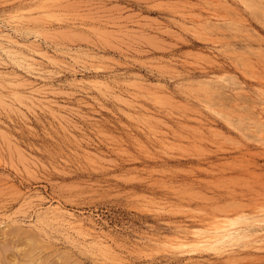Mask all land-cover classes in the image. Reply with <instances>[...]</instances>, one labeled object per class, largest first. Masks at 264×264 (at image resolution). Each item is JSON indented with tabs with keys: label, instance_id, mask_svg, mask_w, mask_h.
I'll list each match as a JSON object with an SVG mask.
<instances>
[{
	"label": "rangeland",
	"instance_id": "374dc122",
	"mask_svg": "<svg viewBox=\"0 0 264 264\" xmlns=\"http://www.w3.org/2000/svg\"><path fill=\"white\" fill-rule=\"evenodd\" d=\"M28 250L264 264V0H0V264Z\"/></svg>",
	"mask_w": 264,
	"mask_h": 264
},
{
	"label": "bare ground",
	"instance_id": "6f19581e",
	"mask_svg": "<svg viewBox=\"0 0 264 264\" xmlns=\"http://www.w3.org/2000/svg\"><path fill=\"white\" fill-rule=\"evenodd\" d=\"M153 92V91H152ZM212 223V222H211ZM246 228V227H245ZM238 230V229H237ZM186 233V232H185ZM212 234L211 236H209L208 238H212V240L208 241L207 239L204 241H199V243H205L207 245H211L212 248L217 247V245L219 244H223L225 242H228L234 238H239L242 237V234L244 236L243 231H235V230H231L230 228H227L225 226H223L222 224H219L216 222V225L214 226V229L212 230ZM208 235H210L208 233ZM262 235V234H261ZM200 236V235H199ZM205 236V235H204ZM203 236V237H204ZM202 237V236H201ZM258 237V236H257ZM182 238V237H180ZM196 238V237H195ZM200 239V237H199ZM25 240V239H24ZM191 240V239H190ZM193 240V239H192ZM168 241V240H167ZM171 242V244L176 245V246H180L185 244L184 240H173V242L170 240L169 243ZM189 242V241H188ZM193 242V241H192ZM36 245V244H35ZM12 246V245H11ZM24 250V249H22ZM19 253V252H18ZM25 254H23L24 256V264H32L34 262V257L31 256V251H26L24 252ZM1 254V253H0ZM5 255V254H4ZM35 255V254H34ZM40 257V256H39ZM6 259V258H5ZM5 263V262H4ZM6 264V263H5ZM10 264V263H9ZM46 264V263H45Z\"/></svg>",
	"mask_w": 264,
	"mask_h": 264
}]
</instances>
